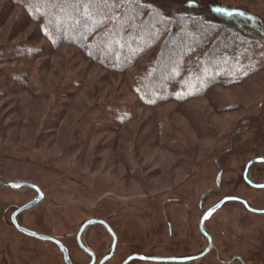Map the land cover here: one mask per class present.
Wrapping results in <instances>:
<instances>
[{
  "label": "rangeland",
  "instance_id": "rangeland-1",
  "mask_svg": "<svg viewBox=\"0 0 264 264\" xmlns=\"http://www.w3.org/2000/svg\"><path fill=\"white\" fill-rule=\"evenodd\" d=\"M216 1L252 15L242 24L256 44L234 56L232 75L214 84L196 75L145 95L135 72L154 52L110 70L74 44L53 46L24 6L0 0V178L30 180L44 193L17 215L20 225L58 237L73 262L85 264L91 256L76 233L89 217L104 218L117 244L103 264H120L132 253L204 251L200 218L225 196L264 208V187L243 176L251 158H264V0ZM190 71L187 65L184 75ZM247 177L264 183V161L250 164ZM36 194L0 183V264H66L54 242L11 221ZM203 229L213 247L202 257L126 264H264V212L227 200ZM81 237L98 264L110 232L90 223Z\"/></svg>",
  "mask_w": 264,
  "mask_h": 264
},
{
  "label": "trees",
  "instance_id": "trees-1",
  "mask_svg": "<svg viewBox=\"0 0 264 264\" xmlns=\"http://www.w3.org/2000/svg\"><path fill=\"white\" fill-rule=\"evenodd\" d=\"M12 1L40 22L53 46L74 44L110 70L123 71L154 52L135 72L145 95L172 91L184 77L197 75L208 86L231 76L233 57L257 42L242 24L252 15L216 0ZM237 43L238 52H231ZM187 65L192 71L185 76Z\"/></svg>",
  "mask_w": 264,
  "mask_h": 264
},
{
  "label": "water",
  "instance_id": "water-1",
  "mask_svg": "<svg viewBox=\"0 0 264 264\" xmlns=\"http://www.w3.org/2000/svg\"><path fill=\"white\" fill-rule=\"evenodd\" d=\"M261 161H264V158L254 157V158H251L246 164L243 176H244L245 181L247 183H249L251 186L264 187V183L253 182L252 180H250L247 177V171H248L250 164H252L253 162H261ZM0 183L3 185L9 186L11 188L30 187V188H33L37 193L34 198H32L28 202L22 204L21 206H18L11 213V221H12L13 225L15 226V228H17V230H19L20 232H22L26 235L35 237L37 239L49 240V241L54 242L57 245L58 249L60 250V252L62 254V259L66 264H81V263L73 262V260L70 257L69 251L67 250L65 245L60 241V239L58 237L43 234V233H38V232L31 230L25 226H22L18 223L17 215L21 211L26 210V209L34 206L35 204H37L41 200V198H43L44 193L41 190V188L38 186V184H36L35 182H32L30 180H16L14 182H9V181H6V180L1 179V178H0ZM232 199L241 201L248 209H250L252 211H255L258 213L264 212V208H261V209L253 208L247 203V201L245 199H242V198L237 197V196H225V197L221 198L218 202H216L213 206L208 208L200 218V221H199L200 229L208 238V245L206 246L205 250L202 251L201 253L193 254V255H183V256H153V255H147V254H142V253H132V254L128 255L122 262H120V264H126L129 260L134 259V258L146 260V261H154L157 263V262H185V261H189V260L204 256L213 247V243H212L210 235L203 229V221L207 218V216L211 212L218 209L225 201L232 200ZM90 223H101V224H103L112 236V242H111V246H110L109 251L106 254H104L100 258V260L98 261V264H103L105 261H107L109 258H111L112 255L114 254L115 249H116V244H117V236H116V233L114 232V230L108 224L107 220L104 218L89 217L84 222H82V224L80 225V227L76 233V240H77L79 246L91 256V260L85 264H94L96 262L95 253L92 250H90L83 243L82 237H81L83 231L85 230L87 225H89ZM168 226L170 227L171 224L168 223Z\"/></svg>",
  "mask_w": 264,
  "mask_h": 264
},
{
  "label": "flooded vegetation",
  "instance_id": "flooded-vegetation-1",
  "mask_svg": "<svg viewBox=\"0 0 264 264\" xmlns=\"http://www.w3.org/2000/svg\"><path fill=\"white\" fill-rule=\"evenodd\" d=\"M204 195L205 194H202L201 195V199L199 200V206L201 207L202 206V202H203V197H204ZM238 197V196H237ZM199 228H200V226H199ZM170 231V230H169ZM200 231H201V229H200ZM202 232V231H201ZM203 233V232H202ZM169 234H172V228H171V231L169 232ZM204 234V233H203ZM205 235V234H204ZM198 253H201V252H198ZM197 253V254H198ZM184 255H186V254H184ZM190 255V254H189ZM180 256H183V255H180Z\"/></svg>",
  "mask_w": 264,
  "mask_h": 264
},
{
  "label": "snow or ice",
  "instance_id": "snow-or-ice-1",
  "mask_svg": "<svg viewBox=\"0 0 264 264\" xmlns=\"http://www.w3.org/2000/svg\"><path fill=\"white\" fill-rule=\"evenodd\" d=\"M217 12H224L225 10L223 9H216Z\"/></svg>",
  "mask_w": 264,
  "mask_h": 264
}]
</instances>
